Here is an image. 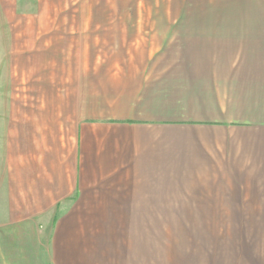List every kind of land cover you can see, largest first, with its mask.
Returning <instances> with one entry per match:
<instances>
[{"label": "crops", "instance_id": "1", "mask_svg": "<svg viewBox=\"0 0 264 264\" xmlns=\"http://www.w3.org/2000/svg\"><path fill=\"white\" fill-rule=\"evenodd\" d=\"M121 34L62 138L18 107L13 169L0 115V264H150L168 210L190 211V264H264V0Z\"/></svg>", "mask_w": 264, "mask_h": 264}, {"label": "rangeland", "instance_id": "2", "mask_svg": "<svg viewBox=\"0 0 264 264\" xmlns=\"http://www.w3.org/2000/svg\"><path fill=\"white\" fill-rule=\"evenodd\" d=\"M207 10L208 0H0V115L9 169L18 107L33 111L40 124L44 117L48 131L53 126L62 138L73 120L64 100L77 94L85 59L104 57L127 27L205 25ZM159 219L151 218L149 232L159 240L165 232L167 249L149 251V263L190 264V211L168 210L166 220Z\"/></svg>", "mask_w": 264, "mask_h": 264}]
</instances>
